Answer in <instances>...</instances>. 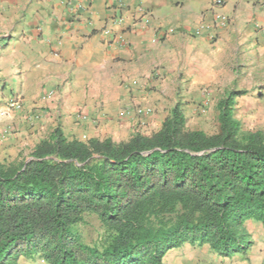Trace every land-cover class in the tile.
<instances>
[{
    "label": "crops",
    "instance_id": "crops-1",
    "mask_svg": "<svg viewBox=\"0 0 264 264\" xmlns=\"http://www.w3.org/2000/svg\"><path fill=\"white\" fill-rule=\"evenodd\" d=\"M219 13L229 19L222 28L211 0H0V77L23 97L19 108L0 106V162L30 154L57 126L68 140L126 141L132 109L149 108L142 121L159 126L178 89L198 99L205 88L244 91L234 106L241 123L236 106L264 107V0H224ZM253 223L245 253L185 244L161 264H264V229L249 231Z\"/></svg>",
    "mask_w": 264,
    "mask_h": 264
},
{
    "label": "trees",
    "instance_id": "trees-1",
    "mask_svg": "<svg viewBox=\"0 0 264 264\" xmlns=\"http://www.w3.org/2000/svg\"><path fill=\"white\" fill-rule=\"evenodd\" d=\"M244 94L218 101L214 135L187 130L177 101L149 136L68 140L57 126L21 161L0 162V264H161L185 244L245 253V222L264 229V132L234 118ZM87 215L97 245L78 230Z\"/></svg>",
    "mask_w": 264,
    "mask_h": 264
},
{
    "label": "rangeland",
    "instance_id": "rangeland-1",
    "mask_svg": "<svg viewBox=\"0 0 264 264\" xmlns=\"http://www.w3.org/2000/svg\"><path fill=\"white\" fill-rule=\"evenodd\" d=\"M0 34H6L5 32H0ZM6 44V40L4 41ZM8 48L0 49V55H5L8 51ZM200 97H196V93H189L183 90H176L172 93V107L175 104V100L182 103V110L186 118V129L190 131L200 130L206 135H214L219 132V123H218V110L217 103L224 97L226 92H212L209 88H205L200 91ZM20 93L15 92L13 89H10V84L7 83V80L0 77V106L7 107V104L3 102L4 100L12 99L14 97H20V100L23 98L19 96ZM168 96H166L167 98ZM168 99V98H167ZM174 99V100H173ZM9 103V102H8ZM144 111V118L151 114L150 109L141 106ZM170 106L165 103L162 108V114H169ZM237 118L241 121V128L244 132L248 131H263L264 132V107L260 104H254L250 107H240L236 106ZM123 113V112H122ZM166 115L165 117H167ZM160 121V120H159ZM162 124V123H161ZM161 125L155 124L148 125L145 121L136 122L130 126V136L134 133H140L144 136H149L151 133L157 131ZM86 141V140H84ZM29 153H19L18 156L11 160L10 157L6 161L5 159L2 163H11L14 161H21V159L27 157ZM249 225V224H247ZM260 229L258 223H253L252 227H248L250 231H257ZM78 230L80 231L84 242L89 245H97L100 242V237L103 232L100 227V223L94 216H84L83 222L79 225Z\"/></svg>",
    "mask_w": 264,
    "mask_h": 264
},
{
    "label": "built area",
    "instance_id": "built-area-1",
    "mask_svg": "<svg viewBox=\"0 0 264 264\" xmlns=\"http://www.w3.org/2000/svg\"><path fill=\"white\" fill-rule=\"evenodd\" d=\"M224 5V0H211V8L213 10V26L215 28H222L225 27L226 25H228L229 23V19L227 16L219 13V9ZM139 12L143 13L142 10L139 9ZM121 22L120 18H116V19H112L110 21V23L112 24H119ZM198 33V32H197ZM101 34L105 37V38H109L108 41H110V39L114 38V35L112 34L111 30L109 28H103L101 30ZM20 104H19V99L18 97H14L12 99H10L9 101V108L15 109V108H19ZM133 113L136 115L137 119L135 122L136 124L138 122H142L143 116H144V111L140 106H137L135 108L132 109ZM8 131H5V134H7Z\"/></svg>",
    "mask_w": 264,
    "mask_h": 264
}]
</instances>
